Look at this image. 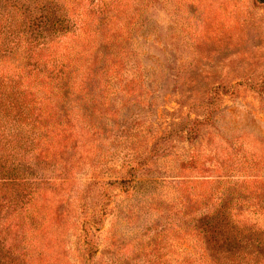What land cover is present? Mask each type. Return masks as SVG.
<instances>
[{
  "label": "rangeland",
  "instance_id": "374dc122",
  "mask_svg": "<svg viewBox=\"0 0 264 264\" xmlns=\"http://www.w3.org/2000/svg\"><path fill=\"white\" fill-rule=\"evenodd\" d=\"M125 1L129 36L116 41L133 62L121 86L67 100L59 110L77 134L64 136L59 167L40 162L55 192L45 213L70 233L62 263H167L188 244L185 217L222 181L264 180V0Z\"/></svg>",
  "mask_w": 264,
  "mask_h": 264
},
{
  "label": "trees",
  "instance_id": "16d2710c",
  "mask_svg": "<svg viewBox=\"0 0 264 264\" xmlns=\"http://www.w3.org/2000/svg\"><path fill=\"white\" fill-rule=\"evenodd\" d=\"M123 2L0 0V264H68L59 256L70 233H60L45 213L55 192L40 162L59 167L64 136L77 134L64 122L68 110H59L67 100H108L113 84L121 86L133 62L117 46L129 36L128 27H119ZM80 114L91 128L89 112ZM222 184L212 204L185 217L193 224L188 244L174 245L170 260L159 264H264V180ZM154 243L138 252H151Z\"/></svg>",
  "mask_w": 264,
  "mask_h": 264
}]
</instances>
